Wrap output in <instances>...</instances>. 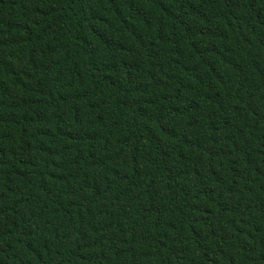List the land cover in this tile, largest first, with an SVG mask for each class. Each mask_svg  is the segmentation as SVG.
Returning a JSON list of instances; mask_svg holds the SVG:
<instances>
[{
  "label": "trees",
  "instance_id": "obj_1",
  "mask_svg": "<svg viewBox=\"0 0 264 264\" xmlns=\"http://www.w3.org/2000/svg\"><path fill=\"white\" fill-rule=\"evenodd\" d=\"M0 264H264V0H0Z\"/></svg>",
  "mask_w": 264,
  "mask_h": 264
}]
</instances>
